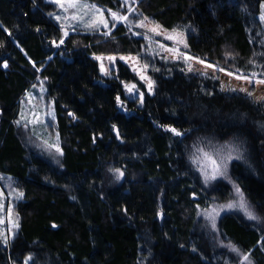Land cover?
I'll return each mask as SVG.
<instances>
[{
    "label": "trees",
    "instance_id": "obj_1",
    "mask_svg": "<svg viewBox=\"0 0 264 264\" xmlns=\"http://www.w3.org/2000/svg\"><path fill=\"white\" fill-rule=\"evenodd\" d=\"M90 1L127 12L121 0ZM262 1L136 0L141 12L129 18L183 29L195 57L264 78ZM54 9L48 0H0V173L22 194L0 264L27 255L29 264H264V103L149 52L148 32L134 34L124 22L107 34L64 35ZM92 53L137 54L153 93L120 60L115 75H102ZM39 74L55 113L56 163L30 148L15 122ZM123 80L143 91L141 105ZM203 152L231 154L208 183ZM235 186L249 211H226L210 228L198 208L230 200Z\"/></svg>",
    "mask_w": 264,
    "mask_h": 264
},
{
    "label": "rangeland",
    "instance_id": "obj_2",
    "mask_svg": "<svg viewBox=\"0 0 264 264\" xmlns=\"http://www.w3.org/2000/svg\"><path fill=\"white\" fill-rule=\"evenodd\" d=\"M55 5L52 16L62 27L63 34L81 29L91 34L110 32L111 25L124 22L133 27L134 34L147 31L149 52H161L171 59H179L186 72H207L216 76L223 90H233L250 96L257 102L264 103V78L240 75L234 71L222 69L212 63L205 62L186 51V33L179 28H166L161 23L142 14L135 21L129 18L130 14L141 12L136 0H121L127 12L105 9L90 0H48ZM116 14V18L112 14ZM259 19L264 28V0L260 4ZM119 17H126L121 20ZM137 29V30H136ZM155 29V31L153 30ZM161 38L163 41L156 39ZM171 37V38H169ZM168 40L173 45L164 42ZM91 56L98 61L99 71L102 75H115L117 61L120 60L133 70L144 83L148 93L154 91V81L148 74L147 66L137 54L134 53H92ZM47 80L40 74L21 95L18 102V111L15 122L26 129L27 138L24 142L32 149L38 150L53 162H58L61 156L58 133L55 127V113L51 98L47 94ZM125 94L129 98H136L137 104L143 101V91L134 82L122 81ZM151 84V87L149 85ZM131 89V90H130ZM59 149V150H57ZM215 155L213 152H203L199 157V168L205 183L222 176L225 173L227 157ZM233 187L232 198L224 202L213 201L206 206L198 208V215L202 216L210 228H214L217 219L224 212L239 209L247 213L245 208L239 206L240 196ZM240 191V190H239ZM21 192L14 179L9 174L0 173V241L7 246L17 233L18 218L14 209L15 202L21 199ZM244 201V200H243ZM228 205H234L228 207ZM249 211V210H248ZM31 256H25L22 264H29Z\"/></svg>",
    "mask_w": 264,
    "mask_h": 264
},
{
    "label": "snow or ice",
    "instance_id": "obj_3",
    "mask_svg": "<svg viewBox=\"0 0 264 264\" xmlns=\"http://www.w3.org/2000/svg\"><path fill=\"white\" fill-rule=\"evenodd\" d=\"M112 16L114 17V18H116V14L115 13H113L112 14ZM119 19H121V20H125V19H127L126 17H119ZM154 31H155V29H153ZM169 38H171V37H169ZM149 87H151V84L149 85ZM131 90V89H130ZM173 131H175L174 129H173ZM57 150H59V149H57ZM236 191H237V194L240 196V198H241V202H240V204H239V206L240 207H242V208H245L246 210H247V205L244 203V201H243V194L239 191V188L237 187V189H236ZM22 195V194H21ZM234 205H228V207H233ZM248 215H249V218L250 219H256L257 217L256 216H254L251 212H248ZM245 259H247V257H245Z\"/></svg>",
    "mask_w": 264,
    "mask_h": 264
}]
</instances>
